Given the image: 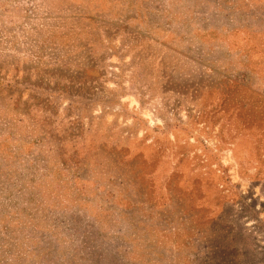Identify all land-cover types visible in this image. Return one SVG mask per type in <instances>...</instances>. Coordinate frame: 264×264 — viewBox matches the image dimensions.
<instances>
[{
    "label": "rangeland",
    "instance_id": "obj_1",
    "mask_svg": "<svg viewBox=\"0 0 264 264\" xmlns=\"http://www.w3.org/2000/svg\"><path fill=\"white\" fill-rule=\"evenodd\" d=\"M0 264H264V0H0Z\"/></svg>",
    "mask_w": 264,
    "mask_h": 264
}]
</instances>
